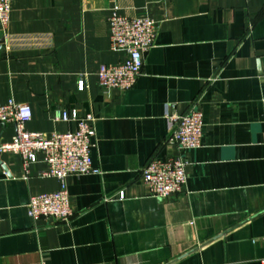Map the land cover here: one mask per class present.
Returning <instances> with one entry per match:
<instances>
[{
  "label": "crops",
  "instance_id": "0c3cea01",
  "mask_svg": "<svg viewBox=\"0 0 264 264\" xmlns=\"http://www.w3.org/2000/svg\"><path fill=\"white\" fill-rule=\"evenodd\" d=\"M115 6L158 24L126 91L98 77L126 57L111 48ZM199 97L204 135L188 181L152 196L142 168L176 153L168 115ZM11 98L31 106L29 131L75 132L57 113H92L101 172L66 179L70 222L33 221L30 197L59 180L40 175L41 161L26 175L20 154L1 152L0 264H264V0H14L0 26V103ZM14 134L0 124V143Z\"/></svg>",
  "mask_w": 264,
  "mask_h": 264
},
{
  "label": "built area",
  "instance_id": "2783aa9c",
  "mask_svg": "<svg viewBox=\"0 0 264 264\" xmlns=\"http://www.w3.org/2000/svg\"><path fill=\"white\" fill-rule=\"evenodd\" d=\"M14 0H0V26L5 29L10 22ZM158 24L150 17L130 18L121 15L113 7L109 17L111 48L123 51L125 59L117 64L100 66V85L106 90L126 91L133 88L143 68V55L155 45ZM86 86L84 79L78 82L79 89ZM168 113V107L166 108ZM28 103H18L13 98L0 103V124L14 123L15 134L11 141L0 143V153L13 151L20 154L26 175L32 163L41 161L45 167L42 177H55L60 187L52 192L32 195L27 204L28 216L33 220L54 219L68 223L74 215L67 186L69 176L100 173L93 165L92 149L97 146L95 117L92 113L79 116L77 110H64L57 118L78 123L75 132L29 131L25 125L32 119ZM170 133L165 144L174 145L176 153L166 158L153 156L142 168V180L149 193L166 198L180 193L188 181V154L201 147L204 135V113L201 98L195 99L189 108L179 115H168ZM124 193L121 192V197Z\"/></svg>",
  "mask_w": 264,
  "mask_h": 264
}]
</instances>
